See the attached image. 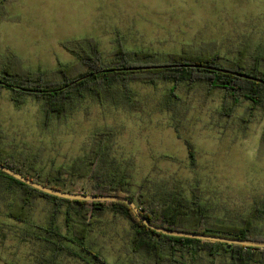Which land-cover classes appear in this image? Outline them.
<instances>
[{
  "label": "rangeland",
  "instance_id": "obj_1",
  "mask_svg": "<svg viewBox=\"0 0 264 264\" xmlns=\"http://www.w3.org/2000/svg\"><path fill=\"white\" fill-rule=\"evenodd\" d=\"M44 1L13 0L8 14L0 7V67L13 58L22 70L43 71L47 79L60 81V64L71 65L72 76L87 70L70 50L80 46L91 50V45H97L106 61L120 45L155 52L152 59L137 60L147 64L164 63L170 52L180 51L184 44L235 56L238 46L249 42L264 53V0H100L107 1L102 13L89 20L74 9L64 19H50ZM130 85L131 103L108 98L100 102L86 94L66 116L47 123L39 100L29 96L17 105L10 91L0 89V158L14 159L26 169L35 163L39 171L50 175L49 186L87 192L91 180L72 175L71 166L89 152L95 133L111 130L106 157L117 169L111 165L108 169L119 174L129 169L130 192L161 186L166 190L181 187L189 193L197 185L210 214L227 220H239L253 206H264L262 106L252 109L250 100L241 99L225 114L232 100L221 89L210 92L206 81L177 88L167 80L157 84L133 80ZM60 168L69 172L55 180ZM30 172L34 173L32 168ZM5 185L0 177V264H85L58 248L77 245L50 237L39 227L49 222V199L36 198L30 216L19 222L8 212L20 188L14 185L7 190ZM260 217L256 230L264 233ZM73 223L78 225L79 219ZM58 226L63 235L72 236L74 227L66 226L63 213ZM133 235L128 220L106 209L89 239L92 249L100 250L112 264H145L132 251ZM178 256L185 264H228L205 252H199L195 260Z\"/></svg>",
  "mask_w": 264,
  "mask_h": 264
},
{
  "label": "trees",
  "instance_id": "obj_2",
  "mask_svg": "<svg viewBox=\"0 0 264 264\" xmlns=\"http://www.w3.org/2000/svg\"><path fill=\"white\" fill-rule=\"evenodd\" d=\"M91 46L93 47L91 50L84 46H80L77 51L74 48L70 49L87 70L72 76V66L60 64L57 69L62 75L60 81L47 79L43 71L34 73L22 70L15 65L12 58L13 61L9 60L0 67V89L10 91L12 100L17 105L24 103L29 96L39 100L44 113L43 121L46 123L54 117L66 116L75 107L78 99L85 97L86 94L96 97L100 102L108 98L114 103L120 102V99L131 103L133 90L130 83L133 80H144L151 84L167 80L173 83L174 88L183 83L192 86L199 81H206L210 92L221 89L226 99L232 100V103L224 108L223 113L228 115L241 99L250 100L252 109L257 106L264 108V82L220 70L222 68L264 80V53L259 51L258 46L251 47L249 42L239 45L235 56H224L221 52L205 46L184 44L180 51L170 52L162 64L138 63L139 59L154 58L156 53L127 50L121 45L116 48L115 55L106 61L97 45ZM93 52L95 54H92ZM149 65L164 66L136 69ZM112 133L111 130L95 133L89 152L79 158L76 165L71 166L72 175L91 180V190L82 193L128 197L136 203L149 221L163 228L264 240V233L256 230V221L260 215L264 218V206L262 208L253 206L239 220H227L210 214L211 208L205 201L203 190L197 185L192 186L189 193L181 187L166 190L161 186L149 192H130L127 185L133 184V178L127 180L128 176L132 177L129 169L121 174L119 170L111 173L108 169L110 165L117 169L113 165V160L106 157L109 154L107 149ZM2 137L0 128V139ZM188 150L190 157L193 158L191 145H188ZM0 163L49 186L46 181L51 180L50 175L39 171L35 163H32L29 169L20 167L14 159L0 158ZM30 168L34 173L30 172ZM64 171L69 172L66 168H60L54 179L60 180ZM30 174L34 177H30ZM0 177L6 180L5 189H13L14 185L20 188L9 207L8 216L16 221L25 222L31 214L36 198L49 199L52 202L49 222L45 227H39L50 237L65 238L71 244L77 245L78 248L65 245L58 248L64 249L68 255L85 264H112L100 250L92 249L94 243L89 239L95 223L106 209L130 222L134 230L132 251L141 255L145 264H185L187 262H181L178 255L195 260L199 252H205L212 258L222 257L228 264H264V247L167 235L145 225L126 202L67 199L44 193L3 171H0ZM50 187L61 190L54 186ZM86 212L89 213L88 216ZM62 213L65 215L66 226L70 230L74 227L72 236L61 233L58 219ZM75 218L79 219L78 225L73 223Z\"/></svg>",
  "mask_w": 264,
  "mask_h": 264
},
{
  "label": "water",
  "instance_id": "obj_3",
  "mask_svg": "<svg viewBox=\"0 0 264 264\" xmlns=\"http://www.w3.org/2000/svg\"><path fill=\"white\" fill-rule=\"evenodd\" d=\"M164 65H149V66H141L136 67V69L141 68H159ZM215 68V67H213ZM219 69V68H218ZM221 71L224 72H230L239 76H244L246 78L254 79L257 81L264 82L263 79L255 78L253 76L242 74L235 71H230L226 69L220 68ZM0 171H3L4 173L16 178L17 180L26 183L44 193L59 196L62 198L67 199H73V200H86V201H105V202H112V201H122L128 203L136 215L139 217V219L147 225L149 228L164 233L171 236H178V237H187V238H193V239H202V240H210L215 242H222V243H228V244H239V245H246V246H255V247H264V240H254V239H241V238H232V237H226V236H217V235H210V234H203V233H196V232H190V231H182V230H173V229H167L160 226L155 225L151 221H149L142 213L140 208L136 205L134 201L129 199L128 197L121 196V195H94V194H87V193H77V192H69V191H63L56 188H52L50 186H46L44 184H41L40 182H36L23 174L17 172L16 170L6 166L5 164L0 163Z\"/></svg>",
  "mask_w": 264,
  "mask_h": 264
},
{
  "label": "crops",
  "instance_id": "obj_4",
  "mask_svg": "<svg viewBox=\"0 0 264 264\" xmlns=\"http://www.w3.org/2000/svg\"><path fill=\"white\" fill-rule=\"evenodd\" d=\"M12 1L0 0V7L7 14L10 11L9 4ZM106 2H100V0H45L43 4L47 7V16L50 19H64L66 13L74 9L80 10L78 11V15L89 20V18H96L102 13Z\"/></svg>",
  "mask_w": 264,
  "mask_h": 264
}]
</instances>
